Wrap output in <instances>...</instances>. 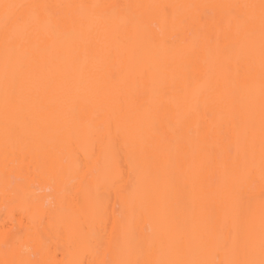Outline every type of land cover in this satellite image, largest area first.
I'll return each instance as SVG.
<instances>
[{
	"label": "bare ground",
	"instance_id": "6f19581e",
	"mask_svg": "<svg viewBox=\"0 0 264 264\" xmlns=\"http://www.w3.org/2000/svg\"><path fill=\"white\" fill-rule=\"evenodd\" d=\"M0 264L264 260V0H0Z\"/></svg>",
	"mask_w": 264,
	"mask_h": 264
},
{
	"label": "snow or ice",
	"instance_id": "6c2138e0",
	"mask_svg": "<svg viewBox=\"0 0 264 264\" xmlns=\"http://www.w3.org/2000/svg\"><path fill=\"white\" fill-rule=\"evenodd\" d=\"M4 8L5 10V21L7 22L11 17H10V10L12 9H18V8H21L23 7L22 5H17V4H8V3H5L3 5H0ZM260 264H264V260H262L260 262Z\"/></svg>",
	"mask_w": 264,
	"mask_h": 264
}]
</instances>
